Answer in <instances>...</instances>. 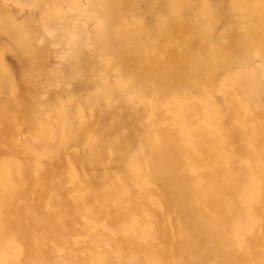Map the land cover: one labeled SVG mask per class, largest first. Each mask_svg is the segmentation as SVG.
<instances>
[{
  "label": "rangeland",
  "instance_id": "rangeland-1",
  "mask_svg": "<svg viewBox=\"0 0 264 264\" xmlns=\"http://www.w3.org/2000/svg\"><path fill=\"white\" fill-rule=\"evenodd\" d=\"M0 264H264V0H0Z\"/></svg>",
  "mask_w": 264,
  "mask_h": 264
},
{
  "label": "bare ground",
  "instance_id": "bare-ground-1",
  "mask_svg": "<svg viewBox=\"0 0 264 264\" xmlns=\"http://www.w3.org/2000/svg\"><path fill=\"white\" fill-rule=\"evenodd\" d=\"M77 35V34H76ZM80 36V35H79ZM77 37V36H76ZM76 40V39H75ZM73 52V51H72ZM70 58V57H69ZM64 63V62H63ZM96 147V146H95ZM94 148V147H93Z\"/></svg>",
  "mask_w": 264,
  "mask_h": 264
}]
</instances>
